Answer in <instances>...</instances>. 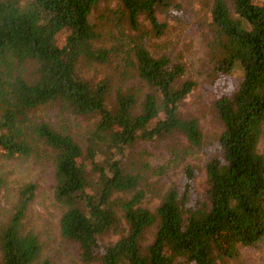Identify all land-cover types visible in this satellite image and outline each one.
Segmentation results:
<instances>
[{
	"label": "trees",
	"instance_id": "16d2710c",
	"mask_svg": "<svg viewBox=\"0 0 264 264\" xmlns=\"http://www.w3.org/2000/svg\"><path fill=\"white\" fill-rule=\"evenodd\" d=\"M106 1L0 0V156L43 153L52 160L60 233L79 246L85 264H222L242 248L264 244V4L213 0L207 29L214 80L239 74L241 82L215 100L223 131L205 161L204 189L197 168L187 165L181 184L160 193L153 211L145 206L151 193L145 186L206 147L199 122L180 115L197 83L182 82L186 65L155 57L146 47L149 37L137 34L144 19L163 36L168 26L160 12L173 0H115L116 8L91 23ZM112 59L138 91L118 89L112 98L110 79L92 83L79 74L81 64ZM47 106L98 118L86 153L37 116ZM174 138L186 140L187 149L168 147L160 165L143 159L141 167L129 166L138 141L168 146ZM4 187L0 179V193ZM36 190L24 184L13 214L0 221L1 264H34L41 257L39 236L24 224ZM110 236L116 241H107Z\"/></svg>",
	"mask_w": 264,
	"mask_h": 264
},
{
	"label": "rangeland",
	"instance_id": "374dc122",
	"mask_svg": "<svg viewBox=\"0 0 264 264\" xmlns=\"http://www.w3.org/2000/svg\"><path fill=\"white\" fill-rule=\"evenodd\" d=\"M258 1L264 4V0ZM212 4L213 0H173V6L168 12H160V21L168 26L163 36H155L149 21L144 19L141 31L137 33L149 37L145 38L146 47L155 57L166 55L186 65V74L182 82L191 79L197 83V86L182 102L180 115L185 119H196L199 122L206 143L202 153L181 159L182 163L170 174L161 177L156 174L145 186L146 191H151L145 206L153 211L160 204V193H165L181 184L183 171L187 165L197 168L198 187L204 189L206 185L205 161L208 156L215 155L210 149L215 138L223 131V124L215 108V100L231 92L241 82L239 74L231 79L214 80L213 60H211L208 47L210 33L207 29L211 23ZM114 8H116L115 0L102 2L92 13L91 23H94L103 12L106 15ZM119 67L124 66L114 59L103 66L84 63L79 66V74L92 83H98L105 78L110 79L113 86L112 98L118 89L127 90L135 86V90L138 91L137 82L121 74ZM27 68V76H30L32 65H28ZM146 92L147 90L144 89L142 96ZM36 114L40 119L48 121L52 127L71 135L86 153L88 136L94 131L98 122L96 116L64 114L58 106L43 107ZM167 144L168 146L165 143L156 145L146 144L142 140L138 141L135 149L133 148L127 157L129 166L141 167L143 159H151L156 165H160L158 158L161 153H167L168 147L180 150V153L182 149L185 150L188 147L186 140L181 138L169 140ZM146 149L151 152V155L146 154L144 157L138 155V152L142 151L143 154ZM260 151L264 155V139L261 142ZM42 154L40 153L41 158H37L36 155L29 159L12 160L0 156V179L5 182V187L0 193V221H5L13 214L21 187L28 183L35 184L37 186L35 199L29 207L24 222L25 229L34 231L42 244L41 257L34 264H85L80 258L79 246L61 236L59 225L63 210L54 197L56 182L53 176L52 160L43 158ZM116 239L110 236L107 241L115 242ZM152 240V232H148L145 242L151 243ZM222 264H264V244L253 248H242L237 258L227 260Z\"/></svg>",
	"mask_w": 264,
	"mask_h": 264
}]
</instances>
